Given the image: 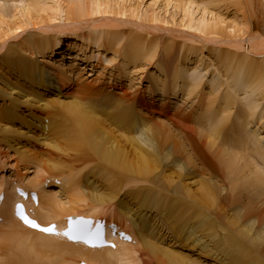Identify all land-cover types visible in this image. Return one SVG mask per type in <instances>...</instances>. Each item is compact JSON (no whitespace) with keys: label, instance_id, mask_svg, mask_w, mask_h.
<instances>
[{"label":"bare ground","instance_id":"obj_1","mask_svg":"<svg viewBox=\"0 0 264 264\" xmlns=\"http://www.w3.org/2000/svg\"><path fill=\"white\" fill-rule=\"evenodd\" d=\"M150 1L151 5L161 2L164 5L162 7L167 9L171 7L173 10L178 11L182 16L179 27L183 31H190L192 36L198 40L204 38L220 39L223 34H226L232 36L234 40L244 36L246 39H240V41L246 42L247 45H244V47H261L254 53L243 49L240 54L238 52L225 53L221 49L213 48L209 52L214 55L213 59H210L208 55V61L204 62L203 53L200 54L201 57L197 56L192 64L190 59H186L185 62L189 63L185 64L183 62L181 65H176L168 80V69L164 67V61L155 62L154 65L157 76L151 78V85L156 84L157 88L162 91L160 94L162 97L167 94L176 95L178 93L186 98H189V96L193 98L194 96L198 102L196 108L202 109L201 113H207L206 118H209L211 122L208 125L212 124V126H209L211 127V137L208 135L212 140L207 139L206 142L209 148L214 147L216 145L215 139L222 135L224 125L230 120L228 117L234 105L235 96L240 92L243 95L241 112L237 116L234 115L236 118L234 117L235 127L233 128L235 130L233 135H238L240 129L249 124L246 120L256 117L255 113L259 105L257 101L264 100V0H247L249 4L246 5L247 13L250 16L248 25L242 21L243 17L241 20L240 18L231 20L216 12L213 4L223 0ZM142 2L144 1L20 0V2L14 1L13 11L10 13L0 7V41L5 40V37L9 36L10 33H15L29 25L35 28L37 25L45 23V28L51 30L48 33L44 32L46 34L40 35L39 38L29 43H24L25 45L22 43L23 46L21 45L24 48V52L21 53L31 57L39 55L42 63L46 62V65L38 66L34 62L27 61L24 56L16 53L11 54L7 51L0 58V98H7L10 101L13 94L21 90L25 92L21 97L16 94L15 102H9L10 108L7 109L9 118L11 120L16 118L17 111L26 113L24 109L21 111V108L27 106L32 108L33 112L39 114L34 116L31 113L23 120L29 128L32 127L34 121L40 122L41 119L46 120L49 117L58 116L60 118L64 116L69 119V127L65 128V124H54V118H49L52 122L49 123L47 120L48 125H42L39 136L33 129L27 135H29L30 140L40 141L57 153H65V156L68 155V157L78 154L77 157L82 156L83 162L95 163L98 169L94 171L98 170L97 173L99 174V170H101L104 174L102 177L105 178L104 181L100 180L104 183L103 186L98 185L97 182L91 183L89 181L91 184L89 183V187L84 188L87 189V192H85L86 190L83 191L82 188L74 184L73 180L66 177V173L71 172V168L67 169L65 167L67 164L61 163V160L54 162L42 159L43 157L37 154L32 158L27 149H23L22 146L16 144L13 152L17 163L22 165L21 169L25 171L24 176L29 173H32V175L28 179L25 177L10 184L12 192L14 190L15 194L3 190L2 186L0 187V194L3 193V200L0 201V264H113L114 259L115 261L119 260L121 264H143L140 261L142 255L140 252L144 251L150 257L148 258L151 261L155 260L154 262L157 264H200L198 260L188 261L189 258H184L180 253L179 255L176 253V255L173 251L171 252L167 248L159 246L157 242L152 241L151 237L148 238L157 228L156 224L152 222L151 216L147 215L151 211L155 212V216L161 217L164 221L166 218L167 221L171 220V223L168 222L166 225L173 224L171 227L168 225V227L175 237L178 236L177 234L181 235L180 233H183L184 230V232L191 235L199 233L197 237L192 236L194 238L192 241L189 240L190 243L198 245L202 239L209 240L211 246L205 244L206 242L203 243L205 245H199L200 254L198 255L213 258L215 264H263V257L258 261L261 253H257V247H260V244L264 241V228H262V233L252 234L256 224L264 226L263 221L250 214H238L235 204V209H232L231 205L228 209L234 214L233 219L235 221H229L228 223L233 230L228 229L224 223L221 225L220 221L218 223L209 219L210 216H213L212 219L214 217L215 220L218 219L217 213L223 211V204H219L221 189L217 188L216 181L214 185H211L212 175H205L211 165L210 159L206 158V154L202 152V149H199V143L195 140L196 137L192 128L179 127L183 141L181 142L175 139V136L171 135L165 124L160 121L149 124L147 118H141L140 115L138 117L133 103L123 96L121 100L118 98L117 103L115 102L116 106L112 107L114 110H111V108L108 109L109 107L99 109L103 103L100 105L93 102V98L84 97L90 93H86V95L82 93L74 97H71L73 93H70L68 95L70 97L69 101L50 100L40 93L50 88L49 83L51 80L48 73L54 76V82L56 83L58 81L63 85L66 83L67 87L73 84V80H71L72 72L67 70L68 67L64 66L61 60L54 58L56 52L65 47L67 51L75 50L77 54L60 53L62 60L67 57L72 59L74 56V59H80L81 56L86 55L85 51H88V48H93L97 52L104 50L105 52H111L112 57L104 61L112 64L113 61L119 60L117 67L120 70L122 68L123 70L127 69V66L134 67L138 63L150 65L158 53L156 40L152 38L148 40L139 35H134L130 36L125 41L126 43L121 46V37L124 38L128 34L122 32L119 35L117 31L105 26L106 24L101 23L97 26L101 19H88L90 16L96 15L103 17L105 15L121 16L133 20L130 24L133 27L136 26L135 28H153L160 20L154 13L148 16L145 13L146 9L141 8ZM91 18L93 19V17ZM134 19L139 22L134 21ZM82 20L87 21V23ZM255 20L256 22H254ZM51 22H55V24L49 26ZM84 25L88 26L87 29ZM245 28H248L249 31ZM40 30H43V28ZM234 44L236 46V43ZM118 47L119 49H117ZM187 49L191 50L189 55L195 56L197 54L194 48L188 47ZM96 54V59L102 61L100 57H103L104 54ZM49 55L52 56L49 60H46ZM121 66H125V69ZM211 66H214L213 70H210ZM52 67L54 69H51ZM11 72L15 73L13 75L15 77L10 76ZM160 75H163L161 80L158 79ZM75 76L76 78L80 77L82 73H76ZM100 76L102 77L101 74ZM22 79L26 84L29 82L34 87H40L41 91H28L20 88L23 86ZM204 82L209 88L205 96L197 93ZM75 86L76 89L82 87L78 83H75ZM90 95L87 97H90ZM24 98H26V101L23 100ZM84 98L90 99V101L93 99L92 103ZM29 101L32 104H29ZM214 104H216V107H214ZM45 111L48 116H44ZM211 112L214 113L210 115ZM64 117L62 118L65 119ZM137 118L139 119L138 122L136 121ZM259 118L262 119V116ZM107 120L110 121L109 125H114L115 131L119 132L117 135L113 132L114 129L108 124L106 125ZM209 121L206 120L207 123ZM67 122L65 120L64 123ZM11 129L13 128L0 124L1 134L8 135L12 132ZM44 129H46V132ZM19 135H22V133L19 132ZM245 142L244 139L241 141V143ZM124 143L131 147V149L128 148L131 153H128V150L126 151L123 147ZM11 149L13 148L11 147ZM261 157L264 159L263 153ZM233 158L240 161L243 156L234 155ZM229 162L232 163L230 160ZM230 165L228 166L231 167ZM85 167L87 168V165ZM176 167H178V170H176ZM180 167L190 171V173L183 176V169H180ZM77 172L75 171V174ZM126 177L131 178V181L135 184H143L139 188L142 196L139 194V197L135 195L133 198L134 204L137 206V209L134 210L136 212H133L131 208L121 207V204H119L120 209L113 208V205L115 206L113 200L116 199L117 194L123 188L122 182L125 181ZM63 178L67 180L65 181ZM175 178L183 182H191L190 184L196 187L195 190L198 192L203 204L209 207L205 209L206 213L202 211L203 208L198 203L196 204L200 208L196 205H188L179 199V197H182L179 196L180 192L177 189L179 191L181 189L189 191V187L181 184L173 192L172 185L175 183ZM47 179L52 182L56 181L55 183L58 181L57 184L62 181L63 187L59 186V190L66 186L68 190L75 187L77 190L73 195L67 193L64 200L58 201L55 196L59 190L54 193V191L47 190L45 189L47 187L43 186ZM243 179L248 182L251 188L258 191V189L264 187V169L253 165L243 174ZM118 181L121 182L118 184ZM144 185H148V187ZM16 186H22L23 191L16 189ZM102 188L105 190L104 192H101L103 191ZM26 190L36 192L37 202L34 203L27 196L25 204L35 213L42 224L52 221L60 222L62 218L68 216L81 215L89 218H106L108 221H116L131 236V240L127 243L116 240L114 249L110 247L109 249L102 248L93 251L85 249L79 243H71L64 236L57 237L41 232L37 234L25 229L12 216V212L15 203L19 201L20 196ZM142 191H145V193H141ZM170 192H173L175 198L173 195L172 197L168 196ZM131 202L133 203L132 200ZM167 203L172 204H170V208ZM192 208L195 211L190 212L191 216L188 213L190 218L185 219L183 213L193 210ZM179 227L180 230H178ZM219 233L223 235L222 238H220ZM183 234L185 235V233ZM188 238H191V236ZM138 247L140 249H137ZM136 256L139 258H136ZM143 262L147 264V262Z\"/></svg>","mask_w":264,"mask_h":264},{"label":"rangeland","instance_id":"obj_2","mask_svg":"<svg viewBox=\"0 0 264 264\" xmlns=\"http://www.w3.org/2000/svg\"><path fill=\"white\" fill-rule=\"evenodd\" d=\"M14 1L20 2V0H0V7H2L3 10L5 9L7 10L8 13H10L13 11L12 8L14 6ZM142 1L144 2H142L141 8L144 10L146 9L145 13H147L148 16L154 13L160 20V22L155 24L153 28H147V29L138 28V27L135 28L136 26L133 27V25L130 24L132 23L133 20L127 19L125 17L122 18L121 16L113 17V16L105 15L103 17L100 15L99 16L96 15V16H90L88 19L90 20L101 19L100 22L97 24V26H99L101 23L106 24L105 26H107L111 30L117 31L119 35H121L122 32L125 34H128L129 36L127 35L124 38L121 37L120 39L122 40L121 46L126 43L125 41H127L130 38V36H134V35L136 36L139 35L143 37L144 39H148V40H150L151 38L153 40H156L158 43V49H157L158 53L154 61L150 65H145L144 63H138L134 67L127 66L126 67L127 69H125V66H121V67H124L125 70H123V68L122 70H120L117 67L119 60L113 61L112 64H109L108 62L104 61L106 59L109 60V58L112 57L111 52L109 51L105 52V50L97 52L93 48H88V51H85L86 55L81 56L80 59H74L75 57L74 56L72 59L67 57L66 59L62 60L60 53H68V54H74V55L77 54L75 50H72L71 52H69L66 50V47H65L57 51L54 58L61 60L63 65L68 67L67 70H70L72 72L71 80H73L72 81L73 84L67 87L66 83L64 85L63 83L62 84L59 83V81L56 83L54 82V76L51 73L50 74L48 73L49 79L51 80L49 83L50 88H48L49 90L47 91L40 92L42 93L41 95L44 94L43 96L47 97L50 100L69 101L70 97L68 95L70 93H73L71 97L79 96L82 93L83 95H86V93H90L91 95L87 94V96L90 95V97H87V96H84V97L90 98V99L93 98L94 100H97V101H94L92 99L93 102H97V104H100V105L101 103H103L101 105L102 108L101 106L99 107L97 105L99 109H106L109 107L108 109L111 108V110H114V108L112 107H114V105L117 103V100H119L118 98H120L121 100L124 97L128 99V101H131L133 103L134 109L136 110L138 117L141 116V118H144V119L147 118L146 120L147 122H149V124H152V122L156 123V121H160L161 123L165 124L166 128L169 129V132L171 133V135L175 136V139H178L181 142L183 141L181 139L182 135L179 131L180 130L179 127L181 126V128L183 127L192 128L194 132V136L196 137L195 140L199 143V149H202V152L206 154V158L208 157L210 159L211 165L208 167L209 168L208 173L206 172L205 175H212V180H210L211 185H214L216 181V186H218L217 188L221 189L220 196H219L220 198L219 204L220 203L223 204L224 208L221 207L223 208V211H220L217 213L218 219L215 220V217L214 219H212L213 216H210L209 219L216 221L218 223L221 222L220 223L221 225L224 223V225L227 226L228 229L233 230V228L229 226L228 223L229 221L230 222L235 221V219H233L234 214L228 209L230 208V205L232 209H235L234 207V204H235L236 209H237V211L236 210L235 211L238 212V214H241V215L250 214L253 217H256L257 219H260L261 221L264 222V187L258 189L257 191L251 188L248 185V182L243 179V174L246 173L249 167L253 165H256V167L258 166L260 169H264V159L261 157V154L262 153L264 154L263 152L264 150V100L257 101L259 105L257 106V109H256V113H255L256 117H254L253 119H250V118L247 119L246 122H248L249 124L242 127L238 135H233V133L235 132V130H233V128L235 127V118L241 112V103H242L241 101L243 98V95L239 92L238 95L235 96L234 105L232 106L230 115L228 117V119H230L229 122L227 123L225 122L226 123L225 125L223 124L224 127L222 130V135L219 138L215 137L216 145L214 147L209 148L206 142H207V139H210L211 137L210 135L211 127L209 126H212V124L208 125L211 122L209 121V118H206V116H208L207 113L206 114L201 113L200 111H202V109L196 108L198 106V102L196 101L194 96H193L194 99L192 98V96H189V98H186L181 93H178L176 95L167 94L164 97H162L160 95L162 91H160L157 88L156 84H154V86L151 85V78L153 76L155 77V75L157 76L156 70H155L156 67H154L155 62L164 61V64H165L164 67L168 69L167 70V80H168V78L170 79L169 76L176 65H181L183 62L185 64L189 63V62H185L186 59H190L191 64H192L195 61V58L197 56L201 57L200 55L201 53H203V58L205 57L204 62L208 61V58H207L208 55L210 59H213L214 55L209 53L210 50H212L213 48H216L219 50L221 49V51L225 53H229V52L237 53L238 52L240 54L243 52V49L245 51L254 53V52H257V50L261 49V47H254V48L244 47V45H247L246 42L240 41V39L241 40L246 39L244 36H241L240 39L237 38V40L236 39L234 40L232 39L233 38L232 36L223 34L222 38L220 39H213V38L202 39L201 38L202 40L200 39L198 40L192 36V33L190 31H186V30L183 31V29L179 27V23H180L182 16H180L178 11L173 10L171 7H169V9H167L166 7H162L164 5L161 4V2H158L156 5L155 4L151 5L150 0H142ZM246 5H249L247 0H223V1H220L219 3H214L213 8L216 12L226 16L228 19H231V20L236 19V18H237L236 20H238L239 18L241 20L243 17L242 21L248 25L250 23V16L247 13ZM245 6L246 8H244ZM91 17H93V19ZM85 20H82V21L87 23V21ZM134 21H136V19H134ZM254 22H256V20ZM54 24L55 22L54 23L51 22L49 26H53ZM84 26L87 29L88 26L87 25H84ZM42 28L43 30H40ZM245 29L249 31L248 28H245ZM50 31L51 30L49 28H45V23H42V24L37 25L35 28H33L32 25H29L28 27H24L15 33H10L9 36L5 37V40L0 41V58L2 55H5L7 52H11V54L16 53L17 55L26 57L27 61H29L30 63L34 62L38 64V66L46 65L47 64L46 62L42 63V60L39 57V55L38 56L34 55L31 57L28 55L25 56V54L21 52H24V48L22 47L24 43L25 44L29 43L30 41H33L34 39L39 38L40 35L46 34ZM234 43H236V46ZM188 47L194 48L197 51L195 53H197L198 55L197 54L195 56L189 55L191 50L187 49ZM117 49H119V47ZM96 53L104 54L103 57H100V59L102 58V61L96 59L97 58ZM254 55L257 57L256 54ZM51 56L52 55H49L46 60H49ZM113 63H114V66H113ZM115 67L118 68L119 70L118 69L116 70ZM213 67L214 66H211L210 70H213ZM51 69H54V68L52 67ZM80 72L82 73V76L76 78L75 74L80 73ZM14 74H15L14 72L13 73L11 72L10 76L15 77L13 76ZM100 74L102 75V77L100 76ZM158 77H159L158 78L159 80L163 79V75H160ZM22 83H23V86H21L20 88H24L28 91L29 90H33V91L40 90L41 91L40 87L39 88L34 87L29 82L28 84H26V82H24L23 79H22ZM75 83L82 85V87H80L79 89H76L77 87L75 86ZM208 90H209L208 85L206 84V82H204L201 88H199V92L197 93L199 95L203 94L205 96L206 95L205 93ZM23 92L24 91L21 90L20 92L13 94V98L10 101L15 102L16 94L19 97H21L23 95ZM124 94L128 96L126 97ZM257 98H260V97H257ZM90 99H85V100L87 101L89 100L88 102L92 103L91 102L92 100L90 101ZM23 100L26 101V98H24ZM10 101H8L7 98L6 99L0 98V124L6 127H9V128L10 127L13 128L11 129L12 132L9 133L8 135H4L0 133V187L2 186L3 190H8L12 194H15L14 190L12 192V187L10 186V184L22 178H25V177L26 179H28V177L32 175V173H29L24 176L25 171H22L21 169L22 165L20 163H17L15 154L13 152V150L16 148V144H19L20 146H22L23 149H27L29 151V154H31L32 158H34L37 154L40 157L42 156L43 157L42 159H47L49 161L52 160L54 162H58V160L59 161L61 160L60 161L61 163L63 164L65 163V165L67 164L65 167L67 169L71 168V172H67L66 177L73 180L74 184L77 187L82 188L83 191L86 190L85 192H87V189H84V188L89 187L90 182L91 183L97 182L98 185L99 184L104 185L103 182H100V180L104 181L105 178L103 179L102 177L104 176V174L102 173L101 170H99V174L97 173L98 170H96V172L94 171L95 169H98L96 168L95 163L88 164V163L83 162L82 156L79 157L82 160L77 157L78 154L75 156L73 153H71L74 156L68 157V155L65 156L66 155L65 153L63 154H60V152L57 153L54 150H51L49 147H47L40 141L35 142V141L30 140L29 135H27V133H31L30 131L31 129H33L34 131H36L37 135L39 136L42 125L43 124L48 125V122H46L47 120L49 121V123H51L52 122L50 120L51 118H54V121H53L54 124L62 123L66 125L65 128H68L69 119H66L64 116H61L60 118H58V116L49 117L50 119L47 117L48 119L46 120L41 119L40 122L34 121V123H32V127L29 128L25 124V121L23 120L26 117H28L31 113L34 114V116H38L39 114L37 112H33L32 108L23 106L21 108V111H23L24 109L26 113H20L19 111H17L16 118L11 120L7 114V109L10 108L9 107ZM28 103L32 104L31 101H29ZM214 107H216V104H214ZM213 113L214 112H211L210 115ZM54 114L56 113L54 112ZM46 115L48 116V114L45 111L44 116ZM20 116H23V117H20ZM260 116H262V119L259 118ZM62 117H64L65 119H63ZM65 120L68 122L64 123ZM138 120L139 119L137 118L136 121L138 122ZM206 120L209 121V123H207ZM107 124L108 125L110 124L109 120H107L106 125ZM113 126L114 125H111L110 127L114 129L113 132L115 133V135H117L119 132L117 133ZM44 131L46 132V129H44ZM19 132H21L22 135H19ZM208 135H210V137H208ZM242 138L246 141L245 143H241V141L243 140ZM123 145L126 151L128 150V148L131 149V147L129 145H126V143H124ZM11 147L13 149H11ZM129 150L127 152L131 153V151ZM258 153H260V155H258ZM234 155H237V156L241 155L243 156V159L240 161H237L235 158H233ZM229 160L232 161V163H230ZM74 163L75 164L77 163L76 166H74L75 165ZM228 163H230L231 165ZM84 164L87 165V168L85 167ZM227 164L230 165L231 167H229ZM177 168L178 167H176V170H178ZM180 169H183V168L180 167ZM72 170L78 171L77 174H75V171H72ZM80 170L81 171L83 170V171L81 172ZM65 171L67 170L65 169ZM79 172L81 173L79 174ZM188 173H190V171H186V169L185 170L183 169L182 171L183 176H185ZM128 177H126L125 181L122 182L123 188L117 194L116 199L113 200V204H115V206L113 205V208L117 207L120 209L123 206L125 208L126 207L131 208L133 212H136L134 210L137 209V206L134 204L135 201L133 200V198L135 197V195L136 197L137 196L139 197V194H140L139 188H141L143 184L141 183L135 184L131 181L132 179L131 178L129 179ZM66 180L67 179H65V181ZM55 182L49 181L47 179V181L44 183L43 186L47 187L45 189L54 191L55 193L56 191L59 190V186H62L63 184L62 181L60 184H57ZM119 182L121 181H118V184ZM174 182L175 183L172 185V188L174 189L173 192H175V189H177L176 187H180L179 185L181 184L189 187V191L182 190V189L181 191H179L177 189V191L180 192L179 196L182 197L180 198L178 196L179 199L183 200L186 204L191 205V206L192 205L197 206L196 203H198L203 208L202 211L206 213L205 209H208L209 207L203 204L202 199L200 198V196H198V192H196L195 190L196 187L191 185L190 184L191 182H188V181L183 182V181L177 180L176 178ZM144 186L148 187V185H144ZM76 190H77L76 187L68 190V187L66 186L65 188H62V190H59L55 198L58 201L64 200L65 195L67 193L69 195H73L76 192ZM101 190H103L101 192L105 191L103 188ZM173 192H170L168 196L172 197ZM141 193H145V191H142ZM0 195H3V193H1ZM140 196H142V194H140ZM131 200L133 201V203L131 202ZM193 200H195L196 202H194ZM119 204H121V207ZM167 204L169 205V208H170L171 203L170 204L167 203ZM192 209L193 210L191 211H187L186 213H183V215H185L184 216L185 219H187V217L190 218L192 211L193 212L195 211L194 208ZM188 213H190L189 214L190 216H188ZM147 215L151 216L152 222L155 223L156 224L155 226L157 227L153 231V234L151 236H148V238L151 237L152 241L157 242L159 246L165 249L167 248V250L171 252L173 251L174 254L178 253L179 255L180 253L181 256H183L184 258L185 257L186 259L189 258L187 259L188 261L198 260L199 262L198 261L197 262L200 264H215L216 263L215 261H213V258L211 257L206 258L203 255H198L200 254L199 245H202L204 242H206L205 244H208V246L209 245L211 246V242L209 240L202 239V241L198 245L192 242L190 243V241H192L194 238L192 236L197 237L199 236L198 235L199 233H197L196 235H194L195 233H193V235H191L188 232L187 233L184 232L183 230L182 232L185 233V235L183 233H180L181 235L177 234L178 236H180L179 238L178 236L175 237V235H173V233L169 230V227H171L173 224H168L169 227L168 225H166V223L170 222L171 220L167 221V218H166L164 221L161 217L155 216L156 214L153 211H151ZM190 224H191V221H190ZM262 228H264V226H258L256 224L253 228L252 234L262 233L263 232ZM178 230H180V227ZM220 233H219L220 238H222L223 235H221ZM190 236L192 239L188 238ZM137 249H140V247H138ZM259 252L261 254L258 257V261L261 260V257L264 258V241L260 244V247H257V253L259 254ZM140 254H142L140 257V261L143 264H144L143 261L147 262V264L156 263L154 262L155 260L151 261L149 259L150 257L146 255L145 251L140 252ZM136 258H139V257L136 256ZM262 263L264 264V261ZM113 264H121V262L119 260L115 261L114 259Z\"/></svg>","mask_w":264,"mask_h":264},{"label":"snow or ice","instance_id":"obj_3","mask_svg":"<svg viewBox=\"0 0 264 264\" xmlns=\"http://www.w3.org/2000/svg\"><path fill=\"white\" fill-rule=\"evenodd\" d=\"M58 183V181H57ZM17 217L29 228L38 229L41 233L52 236H64L69 241L83 243L89 247H103L107 244L106 234L101 230V226L97 225L95 230L92 229L91 221L77 220L70 223L63 232L57 230L55 225L41 227L37 221L31 219L24 211L23 205L16 206ZM130 239V238H129ZM115 247L114 245H108Z\"/></svg>","mask_w":264,"mask_h":264}]
</instances>
